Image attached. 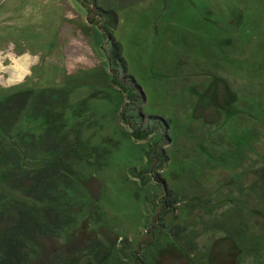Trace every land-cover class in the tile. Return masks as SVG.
Wrapping results in <instances>:
<instances>
[{"label": "rangeland", "instance_id": "374dc122", "mask_svg": "<svg viewBox=\"0 0 264 264\" xmlns=\"http://www.w3.org/2000/svg\"><path fill=\"white\" fill-rule=\"evenodd\" d=\"M24 83L61 98L31 157L86 200L43 264H264V0H0Z\"/></svg>", "mask_w": 264, "mask_h": 264}, {"label": "trees", "instance_id": "16d2710c", "mask_svg": "<svg viewBox=\"0 0 264 264\" xmlns=\"http://www.w3.org/2000/svg\"><path fill=\"white\" fill-rule=\"evenodd\" d=\"M60 101L54 91H37L26 83L13 91H0V228L13 209L15 217L0 235V264H43L47 256L62 258L47 253L44 243L63 237L73 227L74 213L68 207L85 205L74 189L77 172L62 147L57 148L62 157L56 159L58 154L52 152L45 166L36 165L37 159L30 154L43 143V131L37 133L39 124ZM48 134L53 137L52 132ZM22 179L31 185L23 186ZM79 259L74 256L64 264H77Z\"/></svg>", "mask_w": 264, "mask_h": 264}, {"label": "bare ground", "instance_id": "6f19581e", "mask_svg": "<svg viewBox=\"0 0 264 264\" xmlns=\"http://www.w3.org/2000/svg\"><path fill=\"white\" fill-rule=\"evenodd\" d=\"M18 68V67H17ZM21 69V68H20ZM19 70V69H18Z\"/></svg>", "mask_w": 264, "mask_h": 264}]
</instances>
